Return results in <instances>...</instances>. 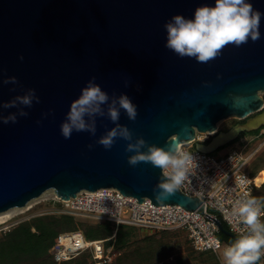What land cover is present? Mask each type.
<instances>
[{"label":"water","instance_id":"obj_1","mask_svg":"<svg viewBox=\"0 0 264 264\" xmlns=\"http://www.w3.org/2000/svg\"><path fill=\"white\" fill-rule=\"evenodd\" d=\"M264 12V0H251ZM215 0H0V213L25 207L46 191L68 200L83 190L113 187L124 195L155 205L177 204L205 212V204L180 189L165 201L154 195L163 170L150 162L132 166L128 141L117 137L111 149L96 141L126 125L133 141L167 149L196 139L197 132L216 135L196 142L213 153L242 132L264 127V16L261 38L240 46L226 45L207 63L179 57L165 47L164 24L181 13L192 17L202 4ZM22 57V59H21ZM15 76L17 82L9 80ZM95 78L109 103L126 93L137 106L136 119L121 109L119 121L95 116V135L73 132L65 139L60 125L71 102ZM35 89L31 107L5 103ZM238 100L241 102L237 104ZM26 116H20L21 110ZM252 115L255 117L249 118ZM246 120L227 131L218 123ZM91 146V147H90ZM158 190V189H157ZM222 233L236 236L213 218Z\"/></svg>","mask_w":264,"mask_h":264},{"label":"clouds","instance_id":"obj_2","mask_svg":"<svg viewBox=\"0 0 264 264\" xmlns=\"http://www.w3.org/2000/svg\"><path fill=\"white\" fill-rule=\"evenodd\" d=\"M264 12L255 9L251 0H215L214 5L198 6L192 17L178 13L164 24L167 39L165 47L179 57H192L197 62L207 63L216 58L228 44L240 46L251 39L255 42L261 38L260 23ZM22 59V57H21ZM17 82L15 76L7 78ZM39 102L35 89L18 96L15 100L5 103L4 108L13 107L17 102L31 107L33 100ZM241 102L238 100L237 104ZM108 104L107 116L116 123L120 118L121 109L127 113L129 120L137 117V106L132 99L123 93L109 103L108 93L95 82L93 77L81 89L80 95L74 99L66 113L65 120L60 125V131L65 139L73 132L87 131L95 135V116L105 115L103 105ZM28 113L23 109L20 116ZM3 123H15L17 115L11 114L0 119ZM117 137L128 141L126 151L135 153L128 157L132 166L139 162H150L152 166L163 170V179L155 186L154 195L158 201H165L175 195L181 185L189 180V174L197 168L193 153L186 151L180 143H173L167 149L149 145L147 151L141 149L147 143L143 137L133 141V133L126 125L116 123L106 135L101 136L96 143L105 149H111ZM91 147V146H90ZM247 178L239 179L240 185L246 184ZM257 184V188H259ZM158 189V190H157ZM223 211V205L220 206ZM235 217V222H233ZM264 200L248 192L235 201L231 212H224V219L232 225L236 238L230 243L221 245L216 242L221 264H257L264 255Z\"/></svg>","mask_w":264,"mask_h":264},{"label":"built area","instance_id":"obj_3","mask_svg":"<svg viewBox=\"0 0 264 264\" xmlns=\"http://www.w3.org/2000/svg\"><path fill=\"white\" fill-rule=\"evenodd\" d=\"M197 132L196 139L183 144L186 151L193 153L197 168L189 174L180 190L188 196H196L205 204V212L188 210L177 204L155 205L151 199L142 202L133 196L124 195L120 190L109 187L96 191L83 190L68 200L61 199L52 190V200L59 202L60 213L70 216H82L94 220L108 221L116 226H136L152 231L183 230L187 233L192 247L199 252L217 253V241L221 232L213 218H218L228 226L235 236L232 225L224 219V212H231L236 200L245 192L254 195V178L248 165L258 149L246 154L244 149H233L223 157L197 149L191 150L196 142H207ZM264 135V128L256 135ZM247 178V183L240 185L239 179ZM223 205V211L221 210ZM264 218V217H262ZM235 222V217H233ZM116 236V231L109 239ZM109 239L87 240L82 231H64L52 248V256L57 264L74 259L84 252H90L89 264H111L112 246L106 247ZM264 264V255L258 261Z\"/></svg>","mask_w":264,"mask_h":264},{"label":"rangeland","instance_id":"obj_4","mask_svg":"<svg viewBox=\"0 0 264 264\" xmlns=\"http://www.w3.org/2000/svg\"><path fill=\"white\" fill-rule=\"evenodd\" d=\"M260 95L264 99V92H261ZM255 116L256 115H252L249 118ZM245 122L246 120L229 118L220 121L218 123V126L220 131H227L235 125L242 124ZM260 130L242 132L239 135V138L235 139L234 141L228 143L225 146L220 147L215 152H213V154L218 157H223L225 154L229 153L233 149H244L246 154L250 153L252 150L258 149V152L255 154L251 165H248V168L253 174L252 177L254 178L255 195L264 200V135L259 138H256V135L260 132ZM215 135L216 133H202L200 136L202 139H206V141L209 142ZM193 149H196L195 145L193 148H191V150ZM257 184L260 185L259 188H257ZM52 198L53 193L49 190L43 193L38 198H35L34 201L32 200L33 202L31 204V207L25 206L26 208H12L14 210L18 209L15 211L10 209L12 210V213L10 214H13L10 217L11 219L8 222L0 225V242L7 239L9 237V233L24 222H31L34 220V218H37L39 216L62 215V213H60V203L52 200ZM72 217L74 218L75 225L79 226L82 224L83 226H81L84 227V229L86 230L96 228L97 225H94V223L96 222H104L91 218H85L82 216ZM32 230L34 231L35 227ZM124 231L128 233V244L131 246V249H135L138 246H141V244H145V238L154 236V238L157 239L158 246L162 247L166 254V258L156 264H221V258L219 255L220 250L217 253L199 252L195 250L192 247L190 240L188 239L187 233L183 230H171L169 231V233L162 234L161 231H152L145 228L132 226L126 227ZM103 236L104 234L102 232L101 237L103 238ZM113 240H115V237L113 238ZM223 245H225V243H223ZM123 251H121V253ZM119 254L120 251L116 252L112 249L111 255L113 257V260ZM48 256H50V251L48 253ZM35 260L36 258L34 255H25L18 252L16 256H12L10 259L3 260L2 262H0V264H26L32 263ZM88 261H90V257L88 258ZM68 264L78 263L72 262Z\"/></svg>","mask_w":264,"mask_h":264},{"label":"trees","instance_id":"obj_5","mask_svg":"<svg viewBox=\"0 0 264 264\" xmlns=\"http://www.w3.org/2000/svg\"><path fill=\"white\" fill-rule=\"evenodd\" d=\"M249 172L253 176L250 169ZM254 196H256L255 192ZM81 225H75L74 218L64 214L60 216H39L31 222H24L11 231L7 239L0 242V262L10 259L20 252L25 255L35 256V261L26 264H56L51 251L58 240L59 234L64 231H82L87 240L109 239L116 231L115 240L109 239L105 242L106 247L112 246L114 251H120V254L114 258L111 264H156L166 258L164 250L158 246L157 239L154 236L145 238V244L131 249L128 244V233L124 230L126 227L132 226L120 225L116 229L113 223L104 221L96 222L94 223V225H97V227L95 226L96 228L86 230ZM223 225L228 229L225 223ZM34 227L35 230L33 231ZM169 231L171 230L161 231V233L166 234ZM102 232L104 234L103 238L101 237ZM219 237L225 244L233 240L222 232L219 233ZM49 251L50 256H48ZM121 251L123 252L121 253ZM89 257L90 252H84L80 256L62 264L72 262L89 264Z\"/></svg>","mask_w":264,"mask_h":264},{"label":"bare ground","instance_id":"obj_6","mask_svg":"<svg viewBox=\"0 0 264 264\" xmlns=\"http://www.w3.org/2000/svg\"><path fill=\"white\" fill-rule=\"evenodd\" d=\"M207 134H214V133H207ZM181 145H183V144H181ZM34 201V200H33ZM33 201H31L27 206L28 207H31V204H32V202ZM26 206V207H27ZM25 207V208H26ZM12 210H14V209H12ZM12 210H10V211H6V212H3V213H0V225H2V224H4V223H6V222H8L11 218V215H13V214H10V213H12ZM15 210H18V209H15ZM14 210V211H15ZM15 214V213H14ZM13 217V216H12Z\"/></svg>","mask_w":264,"mask_h":264},{"label":"flooded vegetation","instance_id":"obj_7","mask_svg":"<svg viewBox=\"0 0 264 264\" xmlns=\"http://www.w3.org/2000/svg\"><path fill=\"white\" fill-rule=\"evenodd\" d=\"M239 138V137H238Z\"/></svg>","mask_w":264,"mask_h":264}]
</instances>
